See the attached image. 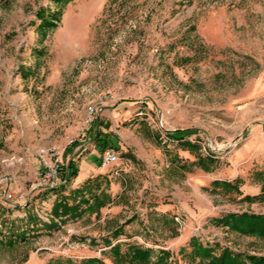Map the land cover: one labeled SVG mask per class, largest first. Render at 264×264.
Instances as JSON below:
<instances>
[{
  "label": "rangeland",
  "instance_id": "1",
  "mask_svg": "<svg viewBox=\"0 0 264 264\" xmlns=\"http://www.w3.org/2000/svg\"><path fill=\"white\" fill-rule=\"evenodd\" d=\"M40 7L58 8L51 0H0V208L7 210L0 230L39 219L27 242L0 246V264L95 256L113 264L105 238L170 250L168 264H198L180 252L191 250L193 236L264 255V239L214 221L264 214V201L241 200L263 183L264 0H72L43 42ZM90 107L96 117L88 123ZM98 120L118 139L119 161L108 167L97 165L103 150L91 138ZM174 130L193 131L199 153L216 158L213 170L192 163L198 153L169 139ZM55 160L79 168L64 188L54 189L61 180L42 182ZM237 178L241 195L213 190L214 180ZM88 179L113 202L42 226L56 195Z\"/></svg>",
  "mask_w": 264,
  "mask_h": 264
},
{
  "label": "trees",
  "instance_id": "2",
  "mask_svg": "<svg viewBox=\"0 0 264 264\" xmlns=\"http://www.w3.org/2000/svg\"><path fill=\"white\" fill-rule=\"evenodd\" d=\"M58 8L52 9L51 7H40L36 11V17L40 19L38 25L39 31L42 35L41 42H43L49 31L55 29L61 19L64 7L72 0H51ZM93 131H91V138L95 141V144L101 149L116 148L119 149L117 144L118 139L116 134L112 132H105L100 128L101 123L96 121ZM193 133L192 130H174L168 131L169 139L178 140L179 144L184 149L189 151H195L198 153L197 160L193 161V164L200 166L205 171H211L217 165V160L212 154L209 156H203L199 153L200 146L193 142L189 137ZM133 157V155H130ZM180 168L186 170L187 163L179 165ZM79 173V168L75 164L74 160H70L65 167H61V187L55 186L54 189L64 188L67 184L76 178ZM260 179L263 181L261 191L258 194L244 195L241 200L249 203L256 201H264V168L257 172ZM241 180L237 178L234 182L229 180H214L212 182L213 190L222 189L223 191L236 192L241 195L240 189ZM99 184L90 181L89 179L84 182L80 187L72 190L68 195L58 193L52 207L53 216L48 223L50 227L55 225V217H60L61 224L65 222L67 216L72 218H79L83 216L87 211L97 212L99 214L102 207L108 203L113 202L112 196L106 192V190L100 189ZM99 190V192H98ZM59 191V190H58ZM74 201L69 203V199ZM4 208H0V219L5 215ZM9 211V210H8ZM36 215H28L26 223L17 224L12 222L9 225L8 234L4 235L0 230V246L5 248H15L21 243L27 242V234L36 233L35 230L39 224ZM131 218L126 220L125 223H130ZM217 224L228 226L231 231L238 232L244 235L256 236L264 239V214L244 211L241 213L230 212L222 217L214 219ZM32 223V225L28 224ZM1 226L7 225L5 219L0 222ZM123 226L116 228L112 235L118 238L123 234ZM94 241V240H92ZM104 242L110 246L109 255L112 257L113 264H168L172 252L170 250L162 249L156 254L155 250L150 247H145L137 243H123L113 242L109 238H105ZM190 251H187V247L181 248L180 252L188 254L194 261L198 260V264H264V255L254 254L250 252H236L230 247H220L219 244L211 246L204 244L198 236H193L190 240ZM220 248V252L217 249ZM59 264H107L101 257H86L80 260L78 263L68 260V262Z\"/></svg>",
  "mask_w": 264,
  "mask_h": 264
},
{
  "label": "built area",
  "instance_id": "3",
  "mask_svg": "<svg viewBox=\"0 0 264 264\" xmlns=\"http://www.w3.org/2000/svg\"><path fill=\"white\" fill-rule=\"evenodd\" d=\"M145 111L141 109L136 113V115H144ZM96 117V108L90 107V110L87 115V122L91 123L94 121ZM119 161V153L114 148H106L103 150L102 157H101V167H108L110 165H113ZM60 171H61V165L58 160H55L53 163H51L48 166L47 170H44L42 172V182L44 185H51L53 186L56 182L62 181L60 178ZM11 196V194L9 195ZM179 220V218H177Z\"/></svg>",
  "mask_w": 264,
  "mask_h": 264
},
{
  "label": "crops",
  "instance_id": "4",
  "mask_svg": "<svg viewBox=\"0 0 264 264\" xmlns=\"http://www.w3.org/2000/svg\"><path fill=\"white\" fill-rule=\"evenodd\" d=\"M105 131H112V129H109V130H107V129H105ZM115 132H116V130H115ZM85 143L87 144L88 142H83V143H81V144H79V146H78V148L77 149H79L78 151H79V154H78V157H80V155L86 150V147H85ZM93 146L95 147V143L93 144ZM82 158V157H81ZM135 159H137V158H135ZM130 160H131V158H130ZM99 164H101V157H100V159H99V162H98V166H99ZM99 167H101V166H99ZM100 173V172H99ZM96 175V174H95ZM88 177H92V173L88 176ZM55 190H53V191H49V193L50 192H54ZM57 192H59L58 190H56ZM55 191V192H56ZM53 204H54V202L51 204V206H50V209H47L48 210V212L46 213V215H47V218H48V222H44L43 224H42V226H45V228H47V229H50L51 227L49 226V222H50V217L52 218V217H54L53 216V213H52V207H53ZM60 217H55L54 218V220H55V225H56V221H58L59 222V224H60ZM192 237V236H191Z\"/></svg>",
  "mask_w": 264,
  "mask_h": 264
}]
</instances>
